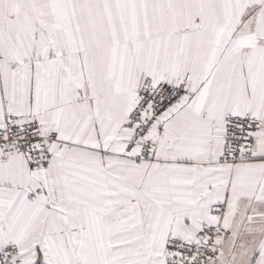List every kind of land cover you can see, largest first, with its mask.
<instances>
[{"label":"snow or ice","instance_id":"snow-or-ice-1","mask_svg":"<svg viewBox=\"0 0 264 264\" xmlns=\"http://www.w3.org/2000/svg\"><path fill=\"white\" fill-rule=\"evenodd\" d=\"M0 264H264V0H0Z\"/></svg>","mask_w":264,"mask_h":264}]
</instances>
